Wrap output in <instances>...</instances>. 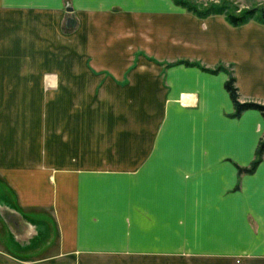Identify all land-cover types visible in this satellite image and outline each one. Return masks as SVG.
<instances>
[{
  "label": "crops",
  "instance_id": "1",
  "mask_svg": "<svg viewBox=\"0 0 264 264\" xmlns=\"http://www.w3.org/2000/svg\"><path fill=\"white\" fill-rule=\"evenodd\" d=\"M0 23L54 53L57 99L41 109L47 149L0 184L1 264H264V155L239 172L264 121L234 117L227 71H210L264 103V24L173 0H0Z\"/></svg>",
  "mask_w": 264,
  "mask_h": 264
},
{
  "label": "rangeland",
  "instance_id": "2",
  "mask_svg": "<svg viewBox=\"0 0 264 264\" xmlns=\"http://www.w3.org/2000/svg\"><path fill=\"white\" fill-rule=\"evenodd\" d=\"M199 6H207L211 3L220 4L221 2H229L230 0H217L202 2L198 0H187ZM24 17V15H20ZM29 18L34 17L28 15ZM23 26L16 23V26ZM2 28V23H0ZM4 33V34H3ZM0 30V184H7L6 177L9 166L16 168L23 167L27 161L25 160V152H40L45 147V142L41 140V135L45 130L44 126H40L41 109L45 103L56 102V85L54 83L56 64L54 62L43 63V56L50 57L54 60V53L46 47L38 45V41L34 37H38V32H24L17 30L16 36H8L7 32ZM28 35L30 38L28 39ZM18 36L20 39H26L28 45L21 46L17 44ZM15 38V45H11L10 41ZM14 42V41H13ZM32 43V45H29ZM37 43V44H34ZM49 53V54H48ZM28 60L29 62L23 63ZM26 67L25 70L17 68ZM16 75V80L7 76ZM5 79V80H4ZM26 82V83H25ZM29 82L32 84L30 90H14L13 87H23ZM7 87L9 89L3 90ZM54 113V112H53ZM34 120H37L36 122ZM34 121V122H33ZM36 139V142H32ZM14 154L15 158L12 157ZM33 161L39 162L38 159ZM17 169V170H18ZM49 253L55 250V244L49 245ZM51 249V250H50ZM3 254V255H2ZM0 255V264L13 262L8 254L2 252ZM21 257V256H20ZM29 257V256H28ZM16 258L20 259L16 256ZM38 259L39 256L30 257ZM22 260L24 258H21Z\"/></svg>",
  "mask_w": 264,
  "mask_h": 264
},
{
  "label": "trees",
  "instance_id": "3",
  "mask_svg": "<svg viewBox=\"0 0 264 264\" xmlns=\"http://www.w3.org/2000/svg\"><path fill=\"white\" fill-rule=\"evenodd\" d=\"M176 5L186 8L188 11H191L198 17H207L209 15H218L222 14L225 16L227 22L232 26H240L248 22L249 20H256L257 22L264 24V7L262 5H255L238 11L234 4L229 2H221L220 4L211 3L207 6H199L195 3L189 2L187 0H173ZM220 70H226L228 73L227 80L224 83V88L228 93L231 102L233 104V116L238 117L242 112L246 110H257L264 121V103L254 101V100H245L241 101L238 93V89L235 85V77L232 73V70L225 68L222 65L214 68L213 72ZM264 155V136L259 140L255 158L246 168H239L240 173H250L252 172L258 163L262 160Z\"/></svg>",
  "mask_w": 264,
  "mask_h": 264
}]
</instances>
